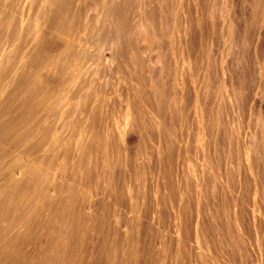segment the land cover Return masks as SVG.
I'll return each mask as SVG.
<instances>
[{
	"label": "bare ground",
	"instance_id": "1",
	"mask_svg": "<svg viewBox=\"0 0 264 264\" xmlns=\"http://www.w3.org/2000/svg\"><path fill=\"white\" fill-rule=\"evenodd\" d=\"M263 201L264 0H0V264H264Z\"/></svg>",
	"mask_w": 264,
	"mask_h": 264
},
{
	"label": "rangeland",
	"instance_id": "2",
	"mask_svg": "<svg viewBox=\"0 0 264 264\" xmlns=\"http://www.w3.org/2000/svg\"><path fill=\"white\" fill-rule=\"evenodd\" d=\"M259 54H260V52H259ZM260 55H261V54H260ZM261 59H262V57H261ZM247 110H248V108H247ZM247 110L244 109V112L246 113V114H245V122H246V120H247V122H246L245 124H246V127H249V126H247V125H250L251 128H249V129H252V128H253L252 126H253V123H254V121H253L254 119H253L251 116H249V115H250V114H249V110H248V111H247ZM246 111H247V112H246ZM248 114H249V115H248ZM246 117H247V118H246ZM249 119H250V120H249ZM251 119H252V120H251ZM248 121H250V124L248 123ZM251 121H253V123H251ZM247 123H248V124H247ZM191 129H192V128H191ZM257 134H258V135H257V138H258L259 136H261V133H260V132H258ZM259 134H260V135H259ZM191 136H192V135H191ZM191 136H190V137H191ZM260 138H261V137H260ZM260 138H258V139H259L258 142L260 141ZM226 142H227V141H226ZM226 142H225V143H226ZM227 144H228V142L225 144V146H226ZM233 144H235V141H231V145H232L231 147H232V148L234 147ZM235 145H236V144H235ZM227 146H228V145H227ZM227 146H226V149H227ZM236 146H237V145H236ZM235 148H236V147H235ZM235 148H233L232 150H234ZM235 150H236V149H235ZM235 150H234V151H235ZM234 151H233V154H235V152H236V151H235V152H234ZM192 154H193V156H194V152H192ZM192 154L190 155V158L193 157ZM233 154H232V160H233V158H234L233 161H235V162H233V161L231 160V161L233 162V163L231 162L232 165H235V167H238L240 164H243V163H241V160H238V159L235 157L236 154H235V155H233ZM235 158H236V160H235ZM191 160H192V159H191ZM190 162H191V163H189V164L186 163V164L184 165V167H185V166H186V167H187V166H191L193 162H192V161H190ZM231 163H230V165H231ZM235 163H238L239 165H237V164H235ZM218 165H219V164H218ZM232 165H231L230 167H232ZM240 166H241V165H240ZM240 166H239V167H240ZM186 167H185V168H186ZM239 167H238V168H239ZM241 167H242V166H241ZM238 168H237V169H238ZM231 169L234 170L233 172H236L235 170H237L236 168H234V166H233V168H231ZM241 169H242V168H241ZM259 206H263V207H264V201H263V203L259 204ZM263 207H261L262 209H260V207H258V210H257V211H259V212L256 211V215H259V218L261 217L260 219H261V222H262V223H263V221H264V218H263L264 216H260V215H262V214L264 215V208H263ZM261 210H262V212H261ZM260 212H261V213H260ZM256 217L258 218V216H256ZM262 218H263V221H262ZM260 219H259V220H260ZM169 226H170V225L167 226V224H166L165 227H167V229H166V228H165V229L163 228V230H165V231L168 232V233L166 232L167 235H168L169 233H171V232H169V231L172 229V228L169 227ZM168 227H169V229H170L169 231H168ZM165 231H164V232H165ZM171 231H172V230H171ZM168 239H169V238H168ZM212 254H213V253H212Z\"/></svg>",
	"mask_w": 264,
	"mask_h": 264
}]
</instances>
